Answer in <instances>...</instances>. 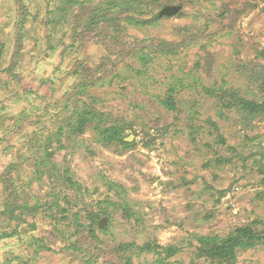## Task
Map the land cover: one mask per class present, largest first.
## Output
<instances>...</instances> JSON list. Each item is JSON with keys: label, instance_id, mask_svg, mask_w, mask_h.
I'll use <instances>...</instances> for the list:
<instances>
[{"label": "rangeland", "instance_id": "obj_1", "mask_svg": "<svg viewBox=\"0 0 264 264\" xmlns=\"http://www.w3.org/2000/svg\"><path fill=\"white\" fill-rule=\"evenodd\" d=\"M105 1L0 0V264H211L201 236H264V111L225 93L264 102V0H160L129 13L144 26L94 28ZM83 101L132 145L73 131ZM235 264H264V242Z\"/></svg>", "mask_w": 264, "mask_h": 264}, {"label": "trees", "instance_id": "obj_2", "mask_svg": "<svg viewBox=\"0 0 264 264\" xmlns=\"http://www.w3.org/2000/svg\"><path fill=\"white\" fill-rule=\"evenodd\" d=\"M158 1L160 0H107L105 2H101L94 7L89 25L94 26V28H99V26H105V28H107V26H114V28L118 30H123V27L126 26V22L132 25L144 26L147 24L146 19L129 15V13L143 15V11L146 9L147 5L151 4V2L155 3ZM181 11L182 9L177 14H179ZM162 16L169 17L167 15L160 14L155 15V18L160 19ZM103 30L104 32L101 34L99 32V35H105L108 37L110 32L106 29ZM119 34L113 38L118 40L120 37ZM115 46L116 43L114 44L113 48H115ZM137 47V52H142V59L148 60L150 56L149 53L145 51L146 47ZM157 52L170 54L173 53L174 50L170 47V42L164 39L158 46ZM82 88L86 90V85H82ZM225 93L226 95L231 96L229 107L238 106L240 109H244L250 114H259L264 111V102L259 103L257 101L247 100L238 93H231L230 91L228 93L226 91ZM83 103V106L77 105L74 108L73 117L71 121L68 122V126L73 131L84 133L88 127L92 126L99 141L104 144L120 143L125 146L132 145V143L126 139L125 132L127 128L124 125L117 121H112L110 123L107 122L105 113L103 111L89 106L86 101H83ZM166 105L171 108L175 107V99L171 95L167 98ZM69 179L71 183L76 184L72 177H69ZM102 207V211L105 213L104 215L107 216V214H109L107 212L108 209H106L104 206ZM89 216L92 220L93 226H98L104 230L109 227L108 222H102L100 220L103 214L91 213ZM1 237H3L2 234H0V238ZM200 240L202 244L198 248V258L209 259L211 264H235L238 251L257 247L264 242V236L257 232L252 227V225H244L237 227L226 237L203 235L200 237ZM168 251L173 253L174 248L170 247ZM193 264L198 263L194 262Z\"/></svg>", "mask_w": 264, "mask_h": 264}, {"label": "water", "instance_id": "obj_3", "mask_svg": "<svg viewBox=\"0 0 264 264\" xmlns=\"http://www.w3.org/2000/svg\"><path fill=\"white\" fill-rule=\"evenodd\" d=\"M181 9H182V5H168L161 10L160 14L172 16L177 14ZM128 139L130 140L132 138H128Z\"/></svg>", "mask_w": 264, "mask_h": 264}]
</instances>
